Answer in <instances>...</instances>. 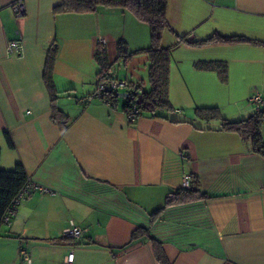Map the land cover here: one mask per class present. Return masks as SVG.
<instances>
[{
  "label": "crops",
  "instance_id": "0c3cea01",
  "mask_svg": "<svg viewBox=\"0 0 264 264\" xmlns=\"http://www.w3.org/2000/svg\"><path fill=\"white\" fill-rule=\"evenodd\" d=\"M15 1L0 0V167L21 164L43 190L1 225L0 264H27L22 250L30 264H63L68 253L73 264H162L147 234L132 238L137 228L161 244L167 264H264V157L249 140L221 130L223 120L255 112V92L264 99V0H167L161 40L170 53L174 111L165 119L142 113L134 122L124 102L113 107L93 97L94 52L103 46L113 67L117 41L133 52L146 49L149 27L118 8L55 13L62 0H23L25 14L16 18ZM216 34L261 45L179 40ZM15 40L22 50L7 53ZM53 42L54 105L67 116L64 130L52 119L43 80ZM198 61L224 62L226 80L196 69ZM198 108H214L219 117L199 118ZM183 175L196 177L209 198L168 207L151 223ZM70 222L81 229L79 239L63 238Z\"/></svg>",
  "mask_w": 264,
  "mask_h": 264
},
{
  "label": "trees",
  "instance_id": "16d2710c",
  "mask_svg": "<svg viewBox=\"0 0 264 264\" xmlns=\"http://www.w3.org/2000/svg\"><path fill=\"white\" fill-rule=\"evenodd\" d=\"M96 7L118 8L131 13L139 22L146 24L150 31V43L146 49L137 51L144 53L148 58V83L149 88L144 90L142 82L128 83V97L124 99L123 110L128 107H136L139 115L148 113L157 118L165 119L166 113L173 112L174 109L169 101V62L170 53L168 47L161 45L162 33L168 29L167 22V0H62L61 4L54 9L55 13H87L95 10ZM190 46H201L209 43H243L250 42L261 45L257 42H252L243 37H221L214 35L208 40L200 42H191L186 38H180ZM117 60L127 59L128 54L127 44L123 39L117 41ZM58 53V46L52 43L46 57L43 80L45 87L49 93L52 103V119L64 130L68 122L67 116L63 114L54 103L57 99L55 84L53 80V67ZM94 59L99 70L97 72V80H115L112 77L111 65L108 63L106 49L100 46L94 52ZM195 68L199 70L217 71L221 81L226 80V66L221 61H198L195 63ZM96 80V84H97ZM118 91H108L105 97L111 106H116L119 95ZM195 114L199 118L206 120L216 119L219 117L218 111L214 108L196 109ZM264 123V110L255 111L246 119L236 122L223 120L221 130L234 132L242 138L249 140L251 151L264 157V138L261 135V126ZM6 144L9 148H13V142L8 133L4 135ZM1 156V150H0ZM29 178L25 169L21 164H16L11 170H4L0 167V227L3 224V217L7 210L11 207L13 201L23 187L27 184ZM190 187L171 190L164 198L163 206L150 215L152 223L159 214L166 208L189 204L201 200L208 199L205 193L201 191L199 181L196 177L190 176ZM140 234H147V240L153 247L156 258L167 264L163 254L161 244L154 238L148 235V231L144 228H137L132 233V238L138 237ZM65 239L66 238L63 236ZM74 240V239H71ZM230 264V263H225Z\"/></svg>",
  "mask_w": 264,
  "mask_h": 264
},
{
  "label": "built area",
  "instance_id": "2783aa9c",
  "mask_svg": "<svg viewBox=\"0 0 264 264\" xmlns=\"http://www.w3.org/2000/svg\"><path fill=\"white\" fill-rule=\"evenodd\" d=\"M11 9L16 18H21L25 14V4L23 0H16L12 3ZM22 50V45L19 40L11 41L6 46L7 53H18ZM126 82L122 80H97L96 89L93 93V97L99 99L100 101L109 104L105 93L108 91H118L123 87H126ZM249 101L254 104L255 111H259L262 106H264V99H262L261 94L255 92L252 96L249 97ZM128 121L134 122L136 118L139 116V111L136 107H128L124 110ZM190 176L183 175L181 178V187L189 188L190 187ZM42 191L43 189L39 186L33 184L30 180H28L27 184L23 187V189L16 196L13 201L11 207L7 210L6 214L3 217V224H8L12 218L16 215L19 203L31 196L36 191ZM63 236L70 239H79L81 237L82 231L81 229L75 225L73 222H70L69 225L63 229ZM22 260L30 264L31 258L30 254L22 250L20 252ZM73 253H68L63 264H73Z\"/></svg>",
  "mask_w": 264,
  "mask_h": 264
},
{
  "label": "rangeland",
  "instance_id": "374dc122",
  "mask_svg": "<svg viewBox=\"0 0 264 264\" xmlns=\"http://www.w3.org/2000/svg\"><path fill=\"white\" fill-rule=\"evenodd\" d=\"M150 36V34H149ZM161 45L162 40L160 41ZM132 49V48H131ZM128 54L130 55L126 60L120 59L118 63H114L111 69V73L116 75L121 80H124L128 83H143L142 88L147 90L149 88L148 83V58L144 53L141 52H133V50H128ZM128 87H123L118 90V93L127 92ZM118 102L123 103L124 99L119 98Z\"/></svg>",
  "mask_w": 264,
  "mask_h": 264
},
{
  "label": "water",
  "instance_id": "95a60500",
  "mask_svg": "<svg viewBox=\"0 0 264 264\" xmlns=\"http://www.w3.org/2000/svg\"><path fill=\"white\" fill-rule=\"evenodd\" d=\"M118 95H119V98H121V99H126L128 97V93H126V92L119 93Z\"/></svg>",
  "mask_w": 264,
  "mask_h": 264
}]
</instances>
